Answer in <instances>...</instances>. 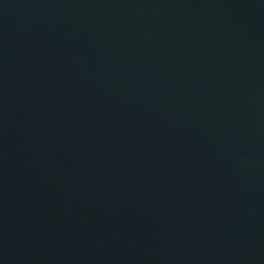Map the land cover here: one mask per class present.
<instances>
[{
    "label": "water",
    "instance_id": "water-1",
    "mask_svg": "<svg viewBox=\"0 0 264 264\" xmlns=\"http://www.w3.org/2000/svg\"><path fill=\"white\" fill-rule=\"evenodd\" d=\"M0 264H264V0H0Z\"/></svg>",
    "mask_w": 264,
    "mask_h": 264
}]
</instances>
